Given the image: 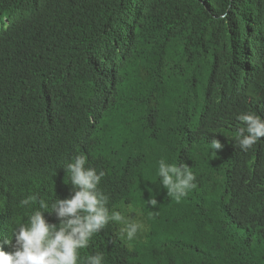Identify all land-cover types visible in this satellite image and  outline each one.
<instances>
[{
    "label": "trees",
    "instance_id": "obj_1",
    "mask_svg": "<svg viewBox=\"0 0 264 264\" xmlns=\"http://www.w3.org/2000/svg\"><path fill=\"white\" fill-rule=\"evenodd\" d=\"M248 112L264 118V0H0V250L22 198L74 194L63 168L84 153L109 210L141 209L146 230L110 222L82 255L264 264V137L234 140ZM160 159L197 176L179 204Z\"/></svg>",
    "mask_w": 264,
    "mask_h": 264
},
{
    "label": "clouds",
    "instance_id": "obj_2",
    "mask_svg": "<svg viewBox=\"0 0 264 264\" xmlns=\"http://www.w3.org/2000/svg\"><path fill=\"white\" fill-rule=\"evenodd\" d=\"M237 119L243 127L236 131L234 140L242 151H247L262 141L264 118L248 112L239 114ZM222 148L218 140L210 142V151L214 154ZM158 163L160 184L175 203H181L189 191L197 189V176L192 167L182 161L178 165L160 159ZM63 169L68 173L65 183H71L74 194L65 199L49 200L39 193L22 198L19 206L26 209V222L24 217L17 219L13 231L14 251L5 253L0 250V264H106L103 253L82 255V251L110 222L123 225L120 232L128 242L146 230L144 221L137 219L143 215L141 209L126 206L119 211L109 210L110 196L100 187L106 173L92 167L87 155H75ZM147 204L156 209L158 202L153 197ZM45 212H54L59 225L48 223L43 215ZM5 243L11 244V238ZM128 248L131 251V243Z\"/></svg>",
    "mask_w": 264,
    "mask_h": 264
},
{
    "label": "bare ground",
    "instance_id": "obj_3",
    "mask_svg": "<svg viewBox=\"0 0 264 264\" xmlns=\"http://www.w3.org/2000/svg\"><path fill=\"white\" fill-rule=\"evenodd\" d=\"M128 186V185H127ZM147 241V240H146Z\"/></svg>",
    "mask_w": 264,
    "mask_h": 264
}]
</instances>
